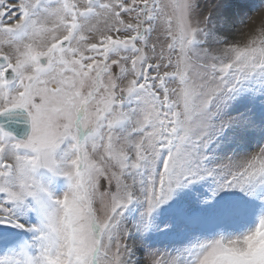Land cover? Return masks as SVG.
Instances as JSON below:
<instances>
[{
    "label": "snow or ice",
    "instance_id": "snow-or-ice-1",
    "mask_svg": "<svg viewBox=\"0 0 264 264\" xmlns=\"http://www.w3.org/2000/svg\"><path fill=\"white\" fill-rule=\"evenodd\" d=\"M0 264H264V0H0Z\"/></svg>",
    "mask_w": 264,
    "mask_h": 264
}]
</instances>
